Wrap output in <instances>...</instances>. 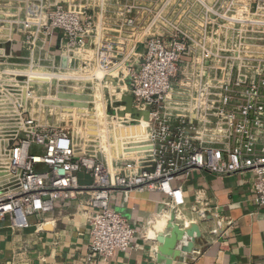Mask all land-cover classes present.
Wrapping results in <instances>:
<instances>
[{
	"label": "built area",
	"instance_id": "2783aa9c",
	"mask_svg": "<svg viewBox=\"0 0 264 264\" xmlns=\"http://www.w3.org/2000/svg\"><path fill=\"white\" fill-rule=\"evenodd\" d=\"M42 87L49 112L104 101L94 115L112 128L106 142L85 129L79 149L58 121L35 117ZM94 87L98 97L85 94ZM193 171L252 173L264 207V0H0V219L12 231L50 230L57 202H73L90 233L86 264L108 262L137 236L113 195L157 193L163 215L180 212L176 183ZM190 208L217 223L215 241L232 227L199 193Z\"/></svg>",
	"mask_w": 264,
	"mask_h": 264
},
{
	"label": "crops",
	"instance_id": "0c3cea01",
	"mask_svg": "<svg viewBox=\"0 0 264 264\" xmlns=\"http://www.w3.org/2000/svg\"><path fill=\"white\" fill-rule=\"evenodd\" d=\"M254 180L252 173L222 179L208 172L193 171L189 178L177 181L178 186H184L188 205L179 213L185 222L179 223L182 226L198 223L204 236L202 251L185 257L184 264H264V207L258 208L254 203ZM196 193L211 203L213 211L217 209L220 218L232 223L218 241L210 233L218 229L217 223L200 222L190 208ZM112 207L124 209L137 231L133 241L135 248L99 264H158L155 240L162 234L168 237L169 232L165 228L168 219L157 218L164 209V198L157 193H132L129 202L124 204L123 194L118 192L113 195ZM81 216L76 203L57 202L55 211L46 216L56 223L42 233H36L34 227L12 231L10 220L0 219V263L86 264L90 233L80 224ZM154 218L155 224L148 228ZM32 219V224L38 221V217Z\"/></svg>",
	"mask_w": 264,
	"mask_h": 264
},
{
	"label": "rangeland",
	"instance_id": "374dc122",
	"mask_svg": "<svg viewBox=\"0 0 264 264\" xmlns=\"http://www.w3.org/2000/svg\"><path fill=\"white\" fill-rule=\"evenodd\" d=\"M36 91H37L36 97H37L38 101L32 103L33 106H31V102H30L29 109H34L35 117H38L40 120L46 118V120H48V122H50V123L51 122L56 123V121H58L60 126L66 128L72 134V136L75 138V140L77 142L76 145L79 147V149H83L86 146V145L84 146V144L81 142L80 133H82L81 132L82 130H85V129L88 128V129H91V130H89V135L90 136H97L99 133H101L102 136L105 134L104 135V137H105L106 133L102 132V130L109 132V130L112 129L107 124H105V127H107V128H103L104 125L101 124L102 127L100 126V128H99L100 132L99 133H97L95 131V128L93 130L91 128V126H94V125L97 126L96 122H98V121L100 122V120H101V119H96V116L94 115L95 114L94 109L98 105L96 103H99V101H97V100H95V101H87V103H89V105L86 107L87 108L86 111L82 112V113H80V112H76V113H73V112H71V113L61 112V113H59V110H53L52 112H49L48 110H44L43 109V107H44L43 101H48L49 96H50V93H49L48 89L46 87H42V88H38ZM110 92L112 94H114V93H116V90H114V88H112V90H110ZM85 94H91V95L97 96V91H96V89L94 87L93 89L86 90ZM102 94H103V91H102ZM34 101H36V100H34ZM100 102H104V101H100ZM87 110L91 114H88ZM87 114L90 115V116H88ZM105 123H106V121H105ZM107 123H108V120H107ZM102 136H101V141H103L102 140ZM103 142H106V139H104ZM88 145L91 146L93 144H88ZM85 151L88 152V153L91 152L89 149H85ZM101 152H104V151H101ZM109 154H111V153H109ZM111 156H114V153L111 154ZM169 214H170V212L168 214H164V215H163V213H161L159 216H157V218L161 219L163 217H166L168 219V217H170ZM32 218H30L29 220L32 221L33 220ZM154 221L151 222V224H150V226H148V228H151L153 226V222ZM180 221H184V217L182 215H180V217L176 220L175 224H180L179 223ZM203 221H205V220H203Z\"/></svg>",
	"mask_w": 264,
	"mask_h": 264
},
{
	"label": "water",
	"instance_id": "95a60500",
	"mask_svg": "<svg viewBox=\"0 0 264 264\" xmlns=\"http://www.w3.org/2000/svg\"><path fill=\"white\" fill-rule=\"evenodd\" d=\"M127 102V112H131L132 99L129 98ZM172 214V218L167 222V229L170 230L169 237L158 235L155 240L158 244V264H184V255L190 257L193 252L202 251L201 246L204 236L199 224L196 222L189 223L185 226L175 224V213ZM206 217V222L212 221V217L210 215H207ZM183 238H189L190 241L186 245H182ZM164 256L168 257L164 259Z\"/></svg>",
	"mask_w": 264,
	"mask_h": 264
},
{
	"label": "bare ground",
	"instance_id": "6f19581e",
	"mask_svg": "<svg viewBox=\"0 0 264 264\" xmlns=\"http://www.w3.org/2000/svg\"><path fill=\"white\" fill-rule=\"evenodd\" d=\"M51 75H39V76H36V77H34V79H36L39 83H42V82H49L50 80H51ZM103 95V94H102ZM98 101V100H97ZM42 103V102H41ZM96 104H98L97 105V110H98V113H100V112H103L104 113V111H105V103L104 102H100L99 101V103H96ZM77 108H80L81 110H83L84 112L86 111V106H84V103H79V104H77ZM87 112H88V110H87ZM94 113V112H93ZM88 114H91V113H89L88 112ZM87 114V115H88ZM100 115V114H99ZM88 116H90V115H88ZM96 119H99V117H96ZM99 122V121H98ZM103 122V123H102ZM100 123L102 124V125H104L103 127H105V119H103V120H100ZM108 124V123H107ZM91 125V124H90ZM89 125V126H90ZM91 128H92V130L95 128V131L97 132V133H99L100 131H99V128L97 127V126H91ZM88 129V128H87ZM102 132H104V130H102ZM105 133V132H104ZM143 133V128L142 127H140V128H138V129H135L134 131H130L129 133H128V136H131V135H136V134H142ZM99 134H101V133H99ZM99 134L97 135V136H99ZM102 135V134H101ZM105 135V134H104ZM103 135V136H104ZM107 135V134H106ZM120 136V137H124L125 136V133L124 132H122V133H120V132H117V136ZM97 136H93V137H97ZM102 136V137H103ZM103 140V139H102ZM105 147H106V149H107V152H109V153H111V154H113L112 153V149L109 147V145L108 144H105ZM118 148H119V153H121V145H120V143L118 144ZM172 213H175V218H174V223H176V220L180 217V214H179V212H176V211H172L169 215H170V217H168V221L172 218ZM153 224H155V221L153 222ZM166 230H168L169 232L167 233V235L169 236V234H170V230L169 229H167V224H166ZM212 233V232H211ZM218 234V229H216V230H214V232H213V234L215 235V234ZM163 235V234H162ZM190 241V239L189 238H183L182 239V245H186L188 242ZM202 248V247H201ZM184 257H187V256H185L184 255ZM165 259H166V257H165Z\"/></svg>",
	"mask_w": 264,
	"mask_h": 264
}]
</instances>
